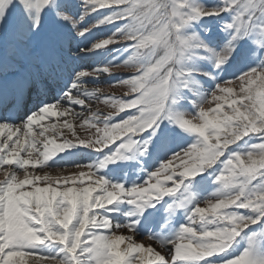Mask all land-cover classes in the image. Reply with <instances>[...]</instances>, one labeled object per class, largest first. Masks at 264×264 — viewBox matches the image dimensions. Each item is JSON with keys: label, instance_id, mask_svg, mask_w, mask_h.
Returning a JSON list of instances; mask_svg holds the SVG:
<instances>
[{"label": "snow or ice", "instance_id": "obj_1", "mask_svg": "<svg viewBox=\"0 0 264 264\" xmlns=\"http://www.w3.org/2000/svg\"><path fill=\"white\" fill-rule=\"evenodd\" d=\"M0 264H264V0H0Z\"/></svg>", "mask_w": 264, "mask_h": 264}, {"label": "rangeland", "instance_id": "obj_2", "mask_svg": "<svg viewBox=\"0 0 264 264\" xmlns=\"http://www.w3.org/2000/svg\"><path fill=\"white\" fill-rule=\"evenodd\" d=\"M115 72H117V73H121V72H123L124 70L123 69H115L114 70ZM121 90L120 89H113V88H105V92L106 93H113V92H115V93H119ZM99 107L101 108V109H103L104 111H108V109L106 108V106H104L103 104H101V105H99Z\"/></svg>", "mask_w": 264, "mask_h": 264}]
</instances>
